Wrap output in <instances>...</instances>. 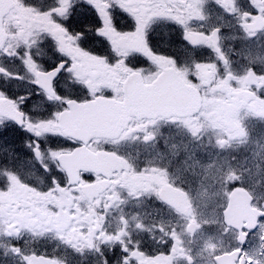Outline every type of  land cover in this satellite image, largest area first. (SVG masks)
<instances>
[{
	"label": "snow or ice",
	"instance_id": "snow-or-ice-1",
	"mask_svg": "<svg viewBox=\"0 0 264 264\" xmlns=\"http://www.w3.org/2000/svg\"><path fill=\"white\" fill-rule=\"evenodd\" d=\"M204 261L264 264V0H0V264Z\"/></svg>",
	"mask_w": 264,
	"mask_h": 264
},
{
	"label": "flooded vegetation",
	"instance_id": "flooded-vegetation-1",
	"mask_svg": "<svg viewBox=\"0 0 264 264\" xmlns=\"http://www.w3.org/2000/svg\"><path fill=\"white\" fill-rule=\"evenodd\" d=\"M179 97V96H177ZM176 97V98H177ZM95 116V114H93ZM109 118L106 116H95V118L92 120L93 123L99 124V125H105L108 123ZM71 160V163L74 167H79L83 165H87L90 163V157L89 154L86 152H81L78 154L73 155L69 158Z\"/></svg>",
	"mask_w": 264,
	"mask_h": 264
},
{
	"label": "water",
	"instance_id": "water-1",
	"mask_svg": "<svg viewBox=\"0 0 264 264\" xmlns=\"http://www.w3.org/2000/svg\"><path fill=\"white\" fill-rule=\"evenodd\" d=\"M176 99V101L178 102V103H182V102H184V98L183 97H177V98H175ZM240 199H242V197H240Z\"/></svg>",
	"mask_w": 264,
	"mask_h": 264
},
{
	"label": "rangeland",
	"instance_id": "rangeland-1",
	"mask_svg": "<svg viewBox=\"0 0 264 264\" xmlns=\"http://www.w3.org/2000/svg\"><path fill=\"white\" fill-rule=\"evenodd\" d=\"M234 154H235V153H234ZM205 158L207 159V157H205ZM203 264H207V262H206V261H204V262H203Z\"/></svg>",
	"mask_w": 264,
	"mask_h": 264
}]
</instances>
